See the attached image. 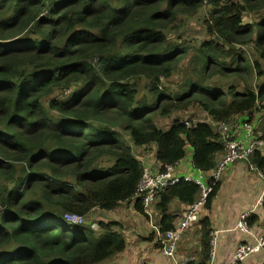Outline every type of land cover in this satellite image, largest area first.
Here are the masks:
<instances>
[{"label":"trees","instance_id":"16d2710c","mask_svg":"<svg viewBox=\"0 0 264 264\" xmlns=\"http://www.w3.org/2000/svg\"><path fill=\"white\" fill-rule=\"evenodd\" d=\"M206 6L209 39L196 48L170 43L179 17ZM263 10L264 0H0V264H101L127 249L120 222L99 221L95 235L88 225L64 220L65 213L89 217L131 202L144 214L136 198L144 166L123 131L135 146L156 145L162 169L177 166L190 146L193 167L210 172L225 152L212 124L177 120L165 130L153 116L198 107L216 123L243 116L253 122L264 111V81L258 84L264 16L245 17ZM246 46L257 57L242 50ZM194 48L195 79L176 94L161 89ZM225 78H237L244 89L211 83ZM139 79L149 92L141 99L132 84ZM74 86L68 100L44 106L53 93ZM252 161L264 168L261 152ZM219 188L220 182L206 208ZM200 193L187 180L163 192L162 229H173L168 210L174 199L189 205ZM202 234L200 264H206L209 219Z\"/></svg>","mask_w":264,"mask_h":264},{"label":"crops","instance_id":"0c3cea01","mask_svg":"<svg viewBox=\"0 0 264 264\" xmlns=\"http://www.w3.org/2000/svg\"><path fill=\"white\" fill-rule=\"evenodd\" d=\"M245 118L243 116L236 119L241 123L245 121ZM253 124L257 126V134L264 133L263 112L254 114ZM239 132H243L242 128ZM127 138L128 142L131 143L129 146L132 148L133 154L144 167L153 171L162 168L161 163L156 158V145L135 146L132 139L129 136ZM258 152L264 156V149ZM223 156L224 153H221L217 162ZM192 158L193 151L186 153L185 158L177 164L176 167L182 175L190 172L183 162L192 165ZM199 172L200 175H203L201 171ZM204 174L207 180L211 173L204 172ZM219 182L220 188L212 201L211 208L202 207L199 221L183 234L177 250L176 263L173 259L163 255L160 243L155 240V237L153 240L150 239L151 235L154 236L153 225H162L161 221L164 216L158 208L159 199H157L149 214L139 212L135 208L134 202L129 204L131 205V237H127L126 231L121 230L127 240V249L101 264H200L204 260L202 234V221L204 219H209L211 232L219 231L214 259L212 261L211 259H209L210 261L207 260L206 264H264V250L251 254L243 261L234 259V253L241 243L253 244L256 237L264 235V200H261L264 189L263 180L248 168L247 162L238 161L227 166ZM187 207L186 203L177 199L171 202L168 214L172 216L173 228L180 226L186 215ZM114 210L97 213L98 210L93 214L97 213L99 220L104 222H120L119 220H109L111 215L117 216L114 214ZM246 211H251L250 220H253L250 233L238 228L240 216ZM158 244L159 246H157Z\"/></svg>","mask_w":264,"mask_h":264},{"label":"built area","instance_id":"2783aa9c","mask_svg":"<svg viewBox=\"0 0 264 264\" xmlns=\"http://www.w3.org/2000/svg\"><path fill=\"white\" fill-rule=\"evenodd\" d=\"M211 1L213 0H204L205 4H208ZM181 122L186 123L188 126L193 125L190 120ZM209 124H212L221 136L225 145V152L223 158L218 161L216 166L210 171V177L207 178L206 181L202 180V177L206 179V177H204V172H202L203 175H200V177L196 179L189 175L181 177L177 174L176 166L174 165H169L156 171H153L148 167H144L142 178L139 181L136 190V198L141 200L144 212L149 214L161 194L170 187L178 184L181 180L193 181L200 187L201 193L198 200L188 205L186 215L182 219L178 228L163 230L162 225H153L154 237L155 240L160 243L161 252L163 255L173 259L175 263L179 241L181 240L183 234L190 227H192L193 224L199 221L201 208L206 206L208 197L211 194L213 187L220 181L227 166L238 161L247 162L248 168L251 171H254L264 182V168H259L252 161L254 154L264 149V138H262L264 133L257 134V126L248 120L242 121L241 123L238 122L237 119H233L226 123H216L211 120V123ZM241 128L243 130L242 133L239 132ZM208 179H210L209 182ZM261 200H264V189ZM250 217L251 211L242 213L238 222V228L244 232L250 233ZM64 220L72 225H88L94 231L100 229L99 224L96 221H93L91 224H87V220L84 215L65 213ZM218 233L219 231H214L210 234L211 261L215 256ZM262 250H264V235L256 237L253 244L241 243L234 253V259H236V261H243L251 254L259 253Z\"/></svg>","mask_w":264,"mask_h":264},{"label":"rangeland","instance_id":"374dc122","mask_svg":"<svg viewBox=\"0 0 264 264\" xmlns=\"http://www.w3.org/2000/svg\"><path fill=\"white\" fill-rule=\"evenodd\" d=\"M209 9L210 7L206 6L200 13L196 15L193 16L181 15L177 20V22L175 23V25L173 26V28L168 33L170 40L169 42L182 44L183 46H192V47L194 46L196 48L199 47L203 41L209 39L208 33H206V29H205L206 27L204 26L205 25L204 18L208 16ZM263 16H264V10L259 14L247 15L245 17V21L246 22L259 21L260 18ZM195 48L190 50L189 56L183 62L180 63L178 69L175 70V72L171 77L162 80V82L160 83L161 89L166 90L168 93L176 94L177 92H181L180 90L184 86L186 80H188L189 78L195 79L193 66L190 64V59L194 55ZM242 50L247 51V53L250 56L257 57V54L253 49V46L243 47ZM262 64L264 65V61H262ZM263 81H264V76L262 77V79L260 78L258 80V84ZM239 82L240 80H238L237 78H233V79L225 78V79H219L217 81L211 80V83H219L222 85L227 83L235 84L239 86L238 90H243L244 89L243 84L242 83L239 84ZM132 84L139 94L138 96L139 99L143 97H147L149 95L147 81L145 79L136 80L135 82H132ZM77 90L78 87L74 86L68 89L67 91H63V90L56 91L50 97L44 100L43 102L44 106L46 108H49L50 100L53 99H57L60 101L68 100L71 97V95H73ZM262 112L264 113V111ZM51 114L57 116V112L51 111ZM153 117H154L153 121L156 124V126L158 128L161 127L162 129L165 130L168 129L177 120L180 121L190 120L192 121L193 124L202 121L211 123L212 120L206 113H204L198 107H193L188 112L175 111L169 116H162L160 115V113H156L155 116ZM121 134L125 137V143L131 146V143L128 142L127 140L129 134L125 131H123ZM191 151H193L192 148L190 146L187 147L186 153H191ZM183 163L185 164L186 168L190 170V172L185 173V175H182L176 167V172L179 176L186 177L188 176L187 174H189V176H192L194 179L200 177V172L194 169V167L191 164H187L185 161ZM103 165L104 162L100 163V166L104 167ZM202 180L206 181V179L203 177ZM114 211H115L114 214H116L117 216L107 214L109 216L111 215V217H109L111 219L109 218L108 219L111 221L119 220L121 223V228L119 229V231L121 230L126 231L127 237L130 238L131 237V205L125 203L124 205L120 206L117 210ZM97 213H101V212H97ZM97 213L89 215V217L85 216L87 220V224H91L92 221H96V222L101 221L99 220L100 218H98L99 216H97ZM138 217L142 218L140 215H138ZM94 233L95 235H98L100 233V229L94 231ZM178 247H179V243H178Z\"/></svg>","mask_w":264,"mask_h":264}]
</instances>
